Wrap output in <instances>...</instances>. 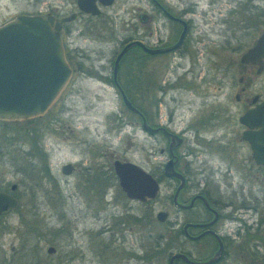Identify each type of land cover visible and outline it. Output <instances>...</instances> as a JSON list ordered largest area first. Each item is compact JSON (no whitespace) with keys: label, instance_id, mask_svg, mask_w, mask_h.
Returning a JSON list of instances; mask_svg holds the SVG:
<instances>
[{"label":"rangeland","instance_id":"1","mask_svg":"<svg viewBox=\"0 0 264 264\" xmlns=\"http://www.w3.org/2000/svg\"><path fill=\"white\" fill-rule=\"evenodd\" d=\"M167 1L170 6H176L177 0ZM197 1L200 6L195 15L196 32L194 31L193 35L205 31L208 37H211L212 43L209 41L205 43L204 39L201 43L196 42L197 46L202 45L211 51V56L207 54L200 56L197 50L194 55L188 54L184 58L168 55L167 59L159 57L148 59L144 71L148 74L147 89L129 90L134 105L142 112L154 115L162 125L169 117L168 110L174 109V120L169 127L175 130L197 120L203 107L206 109L205 104L211 101L207 98L208 102L203 106V98L191 89L175 90V87H172L163 90L164 88L159 85H163L165 75L168 74L167 77L170 79L176 77L173 72L164 73L165 69L179 65L176 73L182 75L184 69L195 68L192 64L194 60L196 62L199 60L203 67H208L211 59L218 65L219 70H213L214 82L210 83L211 90L208 92L217 93L215 87L221 77L219 73L221 61L224 57H238L240 52L233 53L234 47L242 49L247 45L235 42L228 45L219 34L225 31L224 19L228 18L225 10L230 8L229 3L221 2L224 6L218 12L214 7L208 10L206 0ZM49 8L61 14H69L76 10L74 0H0V23L16 14L45 15ZM144 8L143 0H114L110 7L101 9V17H90L87 20L81 16L72 22L71 34L65 40L66 47L71 53L75 50L81 53L84 56L82 66L89 68L90 73L94 72L96 75L93 78L77 75L63 91L57 106L43 117L19 123L0 122V177H3L7 188L11 183L17 185L15 195L19 200L18 207L4 215L0 226V263L167 264L166 249L178 247V244L170 241L164 252L154 250L155 235L164 230L156 223L154 217L159 209L158 198L148 205H142L127 200L110 184L114 179L111 169L114 159L136 163L153 173L156 172L155 166L162 163L165 158V155L158 152L160 147L165 146L163 139L147 137L139 129V125L137 127L132 123L120 124L131 113L125 109L117 91L108 81L113 55L119 50L121 43L142 34V23L138 17ZM102 19H110L111 22L104 27L98 22ZM156 26V23L152 25L153 34L150 42L158 36ZM192 49L197 48L193 46ZM123 60L121 67L128 65H132L133 68L141 67V56L136 52L127 53ZM256 85L264 97V76L256 80ZM227 87L228 93L224 97L220 94L221 105L226 100H233L231 87ZM175 100L180 102L176 107ZM231 105H233L231 109L235 111L236 105L233 101ZM128 120L136 121L134 118ZM227 128L235 129L236 132L241 129L236 120ZM70 129L73 131H69ZM209 130L212 134L207 136L213 138L220 137L225 131L220 123ZM221 144L224 145V142ZM232 152L234 165L232 164L228 170L233 175V185L230 183L231 186L227 187V190L223 187L225 179L221 175L222 171L226 170V161H221L216 152H213L212 156L198 154L196 158L200 162L208 160L209 168H217V172L214 171L210 180L212 186L219 185L220 192L216 196L220 199H224L222 195L230 189L238 191L237 183L240 180L238 178L244 172L247 171L250 176L244 179L252 182L256 180L253 177L254 172L260 173L259 179L252 186L257 184L260 187L259 191H255L258 197L255 204L264 216V170L250 166L252 172L250 169L248 172L247 166H244V169L237 166L238 161L247 163L248 150L244 144L236 142ZM65 163L74 166V170L68 176L60 171L61 165ZM94 163L100 166L101 188L97 202L93 201L81 187L78 177V169H82L83 165L92 167ZM243 192L246 199L250 198L251 204L254 203V195L248 194L247 189ZM115 207L130 209L128 211L133 219L126 224L130 226L126 234L121 235V231H114L116 236L110 235L108 229L117 225L118 215L122 213L121 209L114 210ZM148 210L152 216L150 223L147 222L149 217L146 216ZM256 218L257 215L254 214L248 221ZM126 225L121 224L119 227ZM257 237L253 230L246 231L243 246L245 264L257 260L255 253L246 247L247 243H251ZM113 238L116 239L115 243ZM48 246L53 247L54 252L48 253L46 251ZM184 248L188 249L189 246L186 245ZM242 255L238 252L233 253L230 257L233 260H230L229 264L242 263Z\"/></svg>","mask_w":264,"mask_h":264},{"label":"flooded vegetation","instance_id":"2","mask_svg":"<svg viewBox=\"0 0 264 264\" xmlns=\"http://www.w3.org/2000/svg\"><path fill=\"white\" fill-rule=\"evenodd\" d=\"M143 1L145 8L138 17L139 21L142 23V34L135 39H126L121 43L119 50L126 42L131 40H139L147 48L153 49L166 48L174 45L178 41L179 42L175 48L155 54L147 53L137 46L130 48L118 60L115 80L112 75V67L113 61L119 50L114 53L111 61L110 78L108 81L117 91L120 99L121 90L130 102L132 99L126 95L125 92L129 93V90L131 89L138 90L140 88L145 91L148 87V74L144 72L146 70L145 65H147L148 59L155 57L167 59L168 55H174L177 58H184L188 54L194 55L197 50L200 52V56L206 54L211 56V51L202 45L197 46L196 42L198 41L201 43L203 39L205 43L207 41L210 43L213 42L211 37H208L205 31L200 32L199 35H193L196 28L194 23L195 15L198 6H200L197 0H177L176 6H170L167 0ZM224 1L227 4L229 3L230 8L225 10V13H227L226 16H228L227 19H224V23H226L225 31L219 34L225 39V43L228 45L232 42H235V44L247 45L242 49L234 47L235 50L233 53L240 52L238 57H224L221 61L219 72L221 77L219 78V83L215 87L218 92H208L211 90L209 87L210 83L214 82L212 79L213 70H219L217 67L218 65L211 59L208 67H203V64L200 63L199 60L198 62L194 60L192 64L195 68L184 69L182 75L176 73V68H178L179 65H174L171 69L166 68L164 73L173 72L176 77L170 79L167 77L168 74H166L165 76L167 78H164L163 85H159V87L162 86L164 88L163 90L172 87H175V90H181L180 88H183L184 90H194L203 98V106L205 102H208L207 98H209L211 102L205 104L206 109L202 106L203 110L198 116V119L175 130L169 127V124L174 120V109L168 110L169 117H167L166 123L162 125L157 121L154 115H150L145 111L142 112V110L140 111L138 107L132 103V105L140 111V115L129 111L131 113L130 116H127L126 119L120 123L124 125L132 123L136 124L137 127L139 125V129L144 132L147 137H159L165 141V146L160 147L158 150L160 154L165 155V158L162 163L155 166L156 172L152 173V171L142 167L158 184V192L153 199L139 201L127 197L119 187L118 179L113 168L111 169L114 179L110 184H112V186L127 200L138 202L142 205H148L150 202L158 198L159 209L155 212L154 217L156 223L161 225L164 230L155 235L156 249L154 250H161L164 252L165 247L169 245L170 241L178 244V247L175 249H166L168 254L167 264H187V262L180 258H174L170 261L171 255L175 253L183 254L192 263H201L210 259L219 248V257L210 264H229L231 263L230 260H233L230 257L233 256V253L237 254V252L243 254L241 256L242 263L238 264H245L244 261L246 260V257L243 246H245L244 238L246 231L249 229L253 230V233L258 235V237L251 243H247L246 247L255 253L254 256H257V260L253 263L247 264H264V254H262V252L264 253V216L259 212L260 210L259 207H257V204H255V199L258 198L255 195V191H259L260 187L257 184L256 186H252L256 183L255 181L259 179L261 174L257 171H253V177L256 180H253L252 182L251 180L249 181V179H244V177H250L246 173L247 171L244 172V174L238 178L240 179L237 183L238 191L236 192L234 189H230V191L222 195L224 199H220L216 196L220 192L219 185L215 184L212 186L210 180V176L213 175L214 171L217 172V168H209L207 165L208 160L205 159L203 162H200L196 158L198 154L212 156V153L216 152L221 161H226V170L222 171L223 174H221L223 179L226 180V182L224 180V189L227 187L229 188V186H231L230 183L232 184L233 182V175L228 169L234 165L232 163L234 161L232 149L236 142L244 144L248 150L247 163L243 164L242 161H238L239 164L237 166L241 169L242 167L244 169V166H247L248 172L249 169L252 172L250 166L257 170H264V165H258L254 162L250 144L242 137L244 132L253 129L248 128L239 120L245 112L264 101V97H262L261 92L257 90L258 85H256V80L260 76H264V59L259 64L242 62L240 60L241 55L251 48L259 36L264 33V0H206V6L208 7V10L209 8L212 10V7H214L220 12V8H223L224 6L221 2ZM112 3L104 5L96 0L95 5L98 12L92 15L90 13L79 11L76 5V0H74L76 10L71 11L69 14H61L54 11L53 8H49L48 13L43 15L61 19L67 15L74 14L73 19L61 22L58 30L63 43L65 59L71 69V76L64 90L71 84L77 75H87L92 78L96 75L94 72L90 73L89 68H84L82 66V59L84 56L81 53H78L76 50L71 53L66 47L65 40L71 34L70 24L81 16L86 17L87 20H89L90 17H101V9L110 7ZM203 17H205L204 14ZM98 22L106 27L111 21L110 19H102L100 21L98 20ZM154 23L157 24L156 29L158 36L154 41L150 42V37L153 34L152 25ZM193 46L197 49L193 50ZM232 49L233 47L231 50ZM129 52H136L137 55L141 56L142 62L140 68H133L132 65L121 67L125 55ZM91 70L93 69L91 68ZM194 86L197 87L194 88ZM227 86L231 87V89H229L232 90L233 100L231 101L236 105L235 111L231 109V106H233L231 105V101L226 100L222 105L219 102L222 100V97L221 99L219 98L220 94L224 97L228 93ZM63 91L48 109V112L57 106V101L63 94ZM179 103V101L175 100L174 107ZM129 118H134L136 121L129 122ZM234 120H236L238 126L241 128L239 132H236L235 129L229 130L227 128L232 126ZM142 122L145 123L147 128H143ZM218 123L221 124L223 129H225L224 133L218 138L207 136L212 134V131L209 129L216 126ZM69 131L73 130L70 129ZM170 134L174 136V140L176 141L175 146H173L171 151H169L171 143ZM188 135L189 137H187ZM223 142L224 145L221 144ZM169 160L173 162L172 168L178 175L166 176L164 174L165 164ZM122 161H124V159ZM72 167L73 168L68 174L63 175H70L74 170L73 165ZM99 168V164L94 163L92 167L89 165H83L82 169H78V177L80 179L81 187L84 188L88 196L92 198L93 201L96 200V202L100 198L99 194L101 188ZM228 180H230V182ZM244 189H247L248 194L254 195V203L251 204L252 201L250 198L246 199L243 192ZM16 190L17 185L15 183L9 184L7 188L3 177H0V192L11 195L15 198L17 203L14 208L0 212V226L3 223L4 215L10 210H14L18 207L19 200L15 195ZM113 206H115L114 202ZM119 209L122 210V213H120V216L118 215L116 222L117 225L108 229L112 236L116 234L114 231H121V235L122 233L126 234L130 229V226H127L126 224L133 219L129 214L128 210L130 209H128V207L114 208L116 211ZM158 212L164 214L160 216L159 220L156 218ZM96 213L97 211L94 212L95 215ZM254 214L257 215V218L248 221V219L250 217L252 218V215ZM146 216L149 217L147 218V222H152V216L149 210L147 211ZM134 218L137 219V217ZM121 224L126 225L127 227H119ZM112 240H114L115 243L116 239L113 238ZM186 245L189 246L188 249L184 248ZM114 249L116 251V247ZM125 262H127V260H125ZM139 264L149 263L146 262Z\"/></svg>","mask_w":264,"mask_h":264},{"label":"water","instance_id":"3","mask_svg":"<svg viewBox=\"0 0 264 264\" xmlns=\"http://www.w3.org/2000/svg\"><path fill=\"white\" fill-rule=\"evenodd\" d=\"M96 0H76L79 11L92 15L98 12ZM104 5L114 0H98ZM74 14L61 19L39 14H17L0 23V122H22L42 117L57 100L67 85L71 69L66 62L62 39L58 33L61 22L73 19ZM179 42V41H178ZM175 43L166 48H147L139 40L126 42L118 51L112 67V75L118 67V60L132 47L155 54L169 51L177 46ZM264 59V33L255 44L244 52L240 60L259 64ZM124 107L140 115L124 93L120 90ZM240 122L251 131L243 133L252 151V158L258 165H264V101L245 112ZM143 128H147L142 122ZM169 151L175 146L174 136L170 134ZM169 160L164 167L166 176L178 175ZM70 163L61 166V173L68 174L72 169ZM113 171L118 179L119 187L125 195L132 199L145 201L153 199L158 192L156 180L141 166L130 161L114 159ZM13 188V186H12ZM16 200L9 194L0 192V212L14 208ZM162 212L156 214L159 220ZM53 247L47 248L48 253ZM220 248L213 256L201 263L190 262L183 254L171 255L170 261L180 258L187 264H210L219 257Z\"/></svg>","mask_w":264,"mask_h":264},{"label":"trees","instance_id":"4","mask_svg":"<svg viewBox=\"0 0 264 264\" xmlns=\"http://www.w3.org/2000/svg\"><path fill=\"white\" fill-rule=\"evenodd\" d=\"M126 93V95H128L130 98H131V95H130V93H128V92H125ZM131 103H133V100L131 101ZM139 109V108H138ZM140 110V109H139ZM128 111V110H127ZM141 111V110H140ZM41 152V151H40ZM42 153V152H41Z\"/></svg>","mask_w":264,"mask_h":264}]
</instances>
